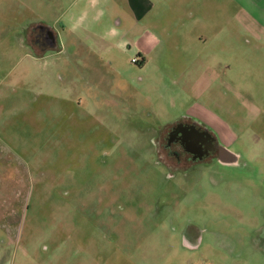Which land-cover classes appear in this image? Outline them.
Instances as JSON below:
<instances>
[{
	"label": "rangeland",
	"instance_id": "rangeland-1",
	"mask_svg": "<svg viewBox=\"0 0 264 264\" xmlns=\"http://www.w3.org/2000/svg\"><path fill=\"white\" fill-rule=\"evenodd\" d=\"M153 16L0 0V264H264V58L196 95Z\"/></svg>",
	"mask_w": 264,
	"mask_h": 264
},
{
	"label": "crops",
	"instance_id": "crops-1",
	"mask_svg": "<svg viewBox=\"0 0 264 264\" xmlns=\"http://www.w3.org/2000/svg\"><path fill=\"white\" fill-rule=\"evenodd\" d=\"M128 1L135 24L153 13L151 20L163 16L167 21L164 27L173 32L178 30L179 40L172 37L173 45L189 54L181 64L185 69L182 82L196 86V95H204L207 86L216 83L231 87L233 93L239 92L240 77L244 76L240 69L264 58V0ZM150 25L151 21L144 24L135 44V49L143 56L141 65L148 63L150 53L162 50L155 34L146 29ZM61 26L58 37L65 30V25ZM59 42L55 44V52L61 53L60 38ZM27 44L31 46L28 40ZM39 48L32 50L38 52ZM219 128L229 127L220 125Z\"/></svg>",
	"mask_w": 264,
	"mask_h": 264
}]
</instances>
